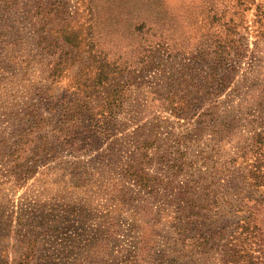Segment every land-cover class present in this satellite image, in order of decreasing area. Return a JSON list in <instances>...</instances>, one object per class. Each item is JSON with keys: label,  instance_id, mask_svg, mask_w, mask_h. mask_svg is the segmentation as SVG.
Instances as JSON below:
<instances>
[{"label": "rangeland", "instance_id": "374dc122", "mask_svg": "<svg viewBox=\"0 0 264 264\" xmlns=\"http://www.w3.org/2000/svg\"><path fill=\"white\" fill-rule=\"evenodd\" d=\"M92 15L94 52L111 60L130 63L138 49L151 57L154 34L169 51L121 77L127 88L109 135L89 126L82 151L44 150L28 135L27 112L103 95L89 44L71 49L57 32ZM229 19L243 49L217 68L213 50ZM169 92L192 106L186 119L167 109ZM258 131L264 0H0V264H224L229 241L258 255L250 219L264 229V181L247 170L263 151ZM145 140L148 190L125 174L142 161Z\"/></svg>", "mask_w": 264, "mask_h": 264}, {"label": "trees", "instance_id": "16d2710c", "mask_svg": "<svg viewBox=\"0 0 264 264\" xmlns=\"http://www.w3.org/2000/svg\"><path fill=\"white\" fill-rule=\"evenodd\" d=\"M90 3H92V0H90ZM50 12H52V9L45 10L44 15H47ZM217 18L218 17H215L213 19ZM43 20V26L45 29H42L49 33L51 28H46L45 18H43ZM72 20L73 22L69 21L65 23V25L57 32L62 37L61 39L70 45L71 49H79L78 46L82 43H85L86 46L89 44L88 52L94 57L92 58L91 63L95 70L94 81L97 85L104 87L103 95L100 96L99 100H96L92 98L90 99V94L81 95L76 93V95H72V99L70 100H68L67 97H64V100L57 99L58 102L55 105L50 104L45 107L46 111H42L41 107L33 108V110L31 112H27L22 119H27V122L31 124L32 128L28 135L34 134V138L45 141L46 148L44 150H46L50 144L55 143L58 147H64L72 153H77L82 151V133L86 131L85 129H88L89 126L93 128L94 132L99 134L109 135L112 132L113 122L116 120V115L120 111L122 97L127 88V83L124 82L121 77L126 73H128L131 77H136L138 72L153 68L155 59L164 49L162 46L168 45H166L167 43L161 44L163 39L157 38L154 34L155 37L150 43L151 50H149L151 57H147V55L144 54L145 50L139 51L138 49L135 52L132 62L121 64L118 62V60H120L119 58H121L120 55H118V59L111 60L107 57L106 53L99 50L94 52V47L91 44V42L94 41L92 34V28L94 25L93 15L89 18L90 23H88L87 26V20L85 22H81L80 19L75 20V18ZM232 22V19H229L228 22H226V38L219 41L218 46L213 50L215 53L214 63L217 65V68L222 65L229 64L232 61V54L236 50L238 52L239 49H243V47H240L241 39H239L237 34L234 32L235 29L233 26L236 25ZM135 30H141L139 24L135 26ZM38 34L40 35L39 32ZM87 41L89 42L87 43ZM164 51H169V48H165ZM145 57H147V59ZM55 66H57L58 70H61L64 66V61L61 60L60 62H56ZM215 69L216 67L213 68V71ZM212 75H214L213 72H211V76ZM44 94H46L48 99L50 98L47 91H45ZM176 96L177 95H175V93L169 92L166 97L167 109L170 110L172 115L178 118L186 119L188 117L189 110L191 111L192 109V106L189 105V102L185 97L177 99ZM262 138H264V131H258L253 135V139H256L254 142L262 144L263 141H260ZM148 146V141L145 140V144L142 145L140 152V155H142V161L134 160L133 162H130L128 169L125 170V174L129 177V179L138 184L142 190L152 188V179L144 163L146 157L149 156ZM260 149L261 148H258V150ZM261 150H263L261 151V154H258L257 157L254 158V161L250 163L251 169H247L249 171L248 178L253 179L256 184L261 182L263 183L264 181V174L261 169L264 165V146ZM183 165L184 162L182 165L179 163L175 164V166L179 169H181ZM255 219L256 218L254 217L250 219L253 222L251 233L258 230L255 233L256 241L254 243L258 245V249H255V251H259V254L256 255L253 253L254 251L251 252L248 249H238L236 243L231 244V246L228 247V245H230L229 241L226 243L227 249L223 254L224 264L264 263V229L261 227L262 223H258ZM172 223L175 224L174 222ZM177 225L178 224L176 223L175 227ZM245 238L248 241V236ZM192 248H194V244L190 242L183 248V253L180 250H178V252L181 256L182 254H186V256H188L187 253H190Z\"/></svg>", "mask_w": 264, "mask_h": 264}]
</instances>
